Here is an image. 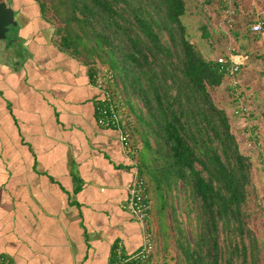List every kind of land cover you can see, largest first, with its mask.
I'll use <instances>...</instances> for the list:
<instances>
[{"label": "trees", "instance_id": "1", "mask_svg": "<svg viewBox=\"0 0 264 264\" xmlns=\"http://www.w3.org/2000/svg\"><path fill=\"white\" fill-rule=\"evenodd\" d=\"M39 2L55 25L59 47L91 72L111 68L116 97L125 99L140 121L132 134L140 144L139 174L152 204L148 223L153 224L151 189L163 194L182 181L196 199L194 241L176 225L178 264H260L264 241L260 245L247 208L252 159L232 129L229 103L216 98L233 74L219 56H207L192 41L184 18L187 0Z\"/></svg>", "mask_w": 264, "mask_h": 264}, {"label": "crops", "instance_id": "2", "mask_svg": "<svg viewBox=\"0 0 264 264\" xmlns=\"http://www.w3.org/2000/svg\"><path fill=\"white\" fill-rule=\"evenodd\" d=\"M8 1L18 24L0 38V255L114 264L118 241L131 251L143 238L125 207L140 144L99 123L95 72L59 47L39 0Z\"/></svg>", "mask_w": 264, "mask_h": 264}, {"label": "rangeland", "instance_id": "3", "mask_svg": "<svg viewBox=\"0 0 264 264\" xmlns=\"http://www.w3.org/2000/svg\"><path fill=\"white\" fill-rule=\"evenodd\" d=\"M187 5L189 10L184 18L195 45L207 56H224L223 49L238 53L242 60L241 68L226 79L216 98L229 103L232 129L239 138L241 150L252 159L247 208L250 225L257 230L261 245L264 241V36L254 32L252 24L258 18L264 19V0H187ZM119 88L124 97L123 84ZM134 101L141 104L139 100ZM126 111L130 112L125 119L132 134L136 123L139 127L141 124L128 103ZM151 191L154 209L151 222L158 244L154 261L164 264L173 260L178 264L176 225L179 223L193 242L198 203L182 181L163 194L154 188ZM260 260L264 264V248Z\"/></svg>", "mask_w": 264, "mask_h": 264}, {"label": "built area", "instance_id": "4", "mask_svg": "<svg viewBox=\"0 0 264 264\" xmlns=\"http://www.w3.org/2000/svg\"><path fill=\"white\" fill-rule=\"evenodd\" d=\"M254 32L264 36V19L258 18L252 24ZM218 60L224 64L225 70L230 74H235L241 66V57L236 53H229L228 57L219 56ZM97 87L101 90V95L96 104L97 118L100 124L117 127L121 131V140L125 146L131 150L132 134L129 124L126 122V103L118 99L115 95L116 75L109 67L97 69L94 73ZM137 149L133 148L132 151ZM134 176L129 187V194L125 202V207L131 210L136 218L142 223V242L135 250L128 251L121 241L114 247V264H153L156 254L157 237L155 231L147 218L151 212V200L148 199V192L144 178L139 174L137 161ZM0 264H16L10 257L0 255Z\"/></svg>", "mask_w": 264, "mask_h": 264}, {"label": "water", "instance_id": "5", "mask_svg": "<svg viewBox=\"0 0 264 264\" xmlns=\"http://www.w3.org/2000/svg\"><path fill=\"white\" fill-rule=\"evenodd\" d=\"M17 24L13 4L8 0H0V38H7L8 32Z\"/></svg>", "mask_w": 264, "mask_h": 264}]
</instances>
